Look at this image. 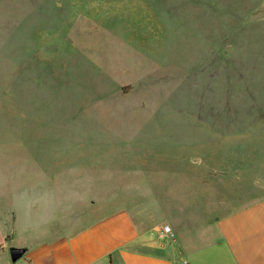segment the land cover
Segmentation results:
<instances>
[{
    "label": "rangeland",
    "instance_id": "obj_1",
    "mask_svg": "<svg viewBox=\"0 0 264 264\" xmlns=\"http://www.w3.org/2000/svg\"><path fill=\"white\" fill-rule=\"evenodd\" d=\"M98 160L197 212L257 191L264 0H0V194L65 193L66 164Z\"/></svg>",
    "mask_w": 264,
    "mask_h": 264
},
{
    "label": "crops",
    "instance_id": "obj_2",
    "mask_svg": "<svg viewBox=\"0 0 264 264\" xmlns=\"http://www.w3.org/2000/svg\"><path fill=\"white\" fill-rule=\"evenodd\" d=\"M36 163L49 169L43 182L51 183L52 162ZM123 172L100 160L73 161L65 193L43 187L10 197L2 186L0 264H264V178L255 192L234 191L229 181L215 206L197 212L186 192L165 190V179ZM165 225L172 237L161 240ZM16 250L21 255L10 257Z\"/></svg>",
    "mask_w": 264,
    "mask_h": 264
},
{
    "label": "built area",
    "instance_id": "obj_3",
    "mask_svg": "<svg viewBox=\"0 0 264 264\" xmlns=\"http://www.w3.org/2000/svg\"><path fill=\"white\" fill-rule=\"evenodd\" d=\"M170 237H172V231H171V228L166 225L162 228L160 238H161V240H167Z\"/></svg>",
    "mask_w": 264,
    "mask_h": 264
}]
</instances>
